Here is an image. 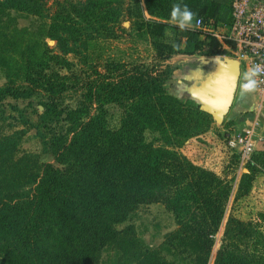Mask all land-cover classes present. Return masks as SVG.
Here are the masks:
<instances>
[{
	"label": "trees",
	"instance_id": "1",
	"mask_svg": "<svg viewBox=\"0 0 264 264\" xmlns=\"http://www.w3.org/2000/svg\"><path fill=\"white\" fill-rule=\"evenodd\" d=\"M125 1L67 5L86 26L97 28L89 32L107 41L118 37ZM232 1L145 0L151 16L146 20L138 0L148 29L160 36L171 25L174 3L186 4L196 19L191 27L175 26L183 31L176 44L152 43L160 64L85 60L83 105L66 112L65 133L44 140L53 162H42L37 154L16 157L20 132L0 139V264H100L108 246L134 264H172L144 247L133 225L119 229L139 207L153 203L166 204L176 216L178 229L168 235L167 243L185 241L196 252L194 264H209L231 188L180 151L188 140L206 133L213 119L193 97L183 100L186 88L180 93L167 90L174 68L166 63L178 54H223L216 39L202 38L193 26L198 18L230 22ZM11 11L43 15L48 10L45 0H0V15ZM71 19V26L80 24ZM60 35L66 54L83 55ZM46 90L57 99L64 87ZM111 103L123 109L118 129L108 126L104 107ZM95 105L98 112L92 114ZM148 130L159 134L157 143L147 142ZM232 158L238 161L240 156L233 151ZM249 186L243 183L237 198L247 195ZM228 227L226 238L232 244L222 246L214 264H264L256 248L250 253L241 248L256 238L252 223L231 217Z\"/></svg>",
	"mask_w": 264,
	"mask_h": 264
},
{
	"label": "rangeland",
	"instance_id": "2",
	"mask_svg": "<svg viewBox=\"0 0 264 264\" xmlns=\"http://www.w3.org/2000/svg\"><path fill=\"white\" fill-rule=\"evenodd\" d=\"M71 1L77 6L86 0H45L48 11L43 15L15 11L0 15V139L20 132L16 157L37 154L42 162H53L44 140L49 142L54 134L65 133L68 126L64 120L66 112L83 105L88 69L85 60L93 64L106 59L160 64L152 43L176 44L183 35V31L175 27L178 24L172 22L164 29L163 36L159 31L148 29L139 9L141 7L144 11L146 20L151 19L145 0H141L140 7L138 0H126L118 37L102 40L89 32L97 28L86 26L80 21L78 12L67 5ZM71 18L80 24L71 26ZM62 33L67 36L72 49L83 55L66 54ZM83 40L90 41L83 43ZM34 80L40 83L36 85ZM43 81L44 86H41ZM181 82L187 89L184 101L189 99L187 96H194V101L208 106L201 87H192L184 79L170 80L166 88L174 92ZM54 85L64 87L57 99H52V94L46 90L47 86ZM15 92H22L25 96L17 97ZM104 108L108 126L120 128L122 107L111 103ZM202 110L211 115L212 127L188 140L180 151L198 166L215 172L231 188L222 226L214 235L215 244L209 264H214L222 246L232 244L226 238L231 217L252 223L256 232L250 246L241 248L249 253L256 248L258 255H264V142H258L248 161H235L232 158L234 150L229 147L226 137L240 130L233 127L237 123ZM91 112L97 113L98 106L95 105ZM145 138L147 142L157 143L159 134L148 130ZM243 183L250 184V191L237 198ZM128 225L134 226L144 247L157 251L170 263H195L196 252L186 246L187 242L167 243L168 235L178 229V224L175 214L166 204L139 207L119 229ZM100 264H134V261L123 256L117 248L108 246L102 251Z\"/></svg>",
	"mask_w": 264,
	"mask_h": 264
},
{
	"label": "built area",
	"instance_id": "3",
	"mask_svg": "<svg viewBox=\"0 0 264 264\" xmlns=\"http://www.w3.org/2000/svg\"><path fill=\"white\" fill-rule=\"evenodd\" d=\"M199 24L193 28L202 38L212 37L221 48L239 59L249 71L258 67L256 91L264 103V1L233 0L231 20L225 22H205L198 18ZM255 118L237 133L227 135V143L240 156L242 162L248 161L258 142H264V132Z\"/></svg>",
	"mask_w": 264,
	"mask_h": 264
},
{
	"label": "crops",
	"instance_id": "4",
	"mask_svg": "<svg viewBox=\"0 0 264 264\" xmlns=\"http://www.w3.org/2000/svg\"><path fill=\"white\" fill-rule=\"evenodd\" d=\"M223 51V54L218 56H202L199 54L174 55L166 63L174 68L170 80L184 79L186 83L192 87H201L206 95L222 96L225 103L219 107V110L222 117L237 123L233 125V127H237L241 130L256 118L261 125L260 130L264 132V103L261 104L256 89L251 92H243L240 87L245 82L244 73L249 70L246 66L241 64L239 59L230 55L228 50L224 49ZM227 59L238 62L239 77L236 90L232 97L230 96V90L232 89V70L234 66L232 63H229ZM218 61L222 63L223 69L221 70H216ZM185 88L186 87H184L181 82L176 85L175 89L180 93ZM191 97L194 96H187V98ZM207 105H209L208 102Z\"/></svg>",
	"mask_w": 264,
	"mask_h": 264
},
{
	"label": "clouds",
	"instance_id": "5",
	"mask_svg": "<svg viewBox=\"0 0 264 264\" xmlns=\"http://www.w3.org/2000/svg\"><path fill=\"white\" fill-rule=\"evenodd\" d=\"M170 18L171 22L178 24L181 29L192 26V22L196 19V13L191 11L186 4L174 3L172 6ZM199 20L196 23L199 24ZM258 67L244 73V83L240 86L243 92L254 91L257 87L255 77L258 75Z\"/></svg>",
	"mask_w": 264,
	"mask_h": 264
},
{
	"label": "water",
	"instance_id": "6",
	"mask_svg": "<svg viewBox=\"0 0 264 264\" xmlns=\"http://www.w3.org/2000/svg\"><path fill=\"white\" fill-rule=\"evenodd\" d=\"M227 61L229 63H232L234 68H233V78H232V89L230 90V96L232 97L234 95V92L236 90V86H237V80H238V77H239V72H238V65H237V61L235 60H232V59H227ZM223 69L222 67V63L220 61H218V66L216 68V70H221ZM206 99H207V102L209 103L208 106L206 105H202L201 106V109H205L207 110L209 113L215 115V116H220L222 118V115H221V112L219 110V107L225 103V100L223 99L222 103L219 104V105H216V100L215 98L218 97L219 95H213V96H209L208 94L206 95L204 93ZM221 97V96H220Z\"/></svg>",
	"mask_w": 264,
	"mask_h": 264
},
{
	"label": "bare ground",
	"instance_id": "7",
	"mask_svg": "<svg viewBox=\"0 0 264 264\" xmlns=\"http://www.w3.org/2000/svg\"><path fill=\"white\" fill-rule=\"evenodd\" d=\"M215 100H216V105L221 104L222 101H223L222 96L221 97L220 96L216 97Z\"/></svg>",
	"mask_w": 264,
	"mask_h": 264
}]
</instances>
